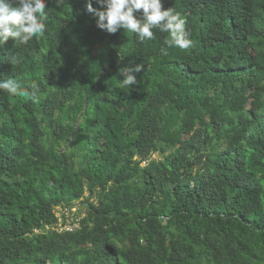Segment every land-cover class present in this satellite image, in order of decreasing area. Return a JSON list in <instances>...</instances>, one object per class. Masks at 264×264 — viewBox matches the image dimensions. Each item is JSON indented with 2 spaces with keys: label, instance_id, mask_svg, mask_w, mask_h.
<instances>
[{
  "label": "trees",
  "instance_id": "trees-1",
  "mask_svg": "<svg viewBox=\"0 0 264 264\" xmlns=\"http://www.w3.org/2000/svg\"><path fill=\"white\" fill-rule=\"evenodd\" d=\"M45 3L43 36L0 46V78L39 85L0 90V264H264V0H162L188 49Z\"/></svg>",
  "mask_w": 264,
  "mask_h": 264
},
{
  "label": "clouds",
  "instance_id": "clouds-1",
  "mask_svg": "<svg viewBox=\"0 0 264 264\" xmlns=\"http://www.w3.org/2000/svg\"><path fill=\"white\" fill-rule=\"evenodd\" d=\"M96 3L101 7H93L92 0H85V10L95 17V24L100 30L115 34L123 29L134 33L143 43L155 38L156 29L168 34L164 41L168 47L188 49L192 46L186 20L173 8H163L162 0H96ZM135 12L141 13L139 19L134 16ZM48 15L45 0H0V46L9 38H12L15 46H21L27 45L37 36H43ZM7 60L11 66L20 63L14 52L8 55ZM142 70L141 63L118 69L122 85L129 89L138 84L134 73ZM0 90L12 96L39 102V85L35 82L25 86L11 77L0 78Z\"/></svg>",
  "mask_w": 264,
  "mask_h": 264
},
{
  "label": "rangeland",
  "instance_id": "rangeland-1",
  "mask_svg": "<svg viewBox=\"0 0 264 264\" xmlns=\"http://www.w3.org/2000/svg\"><path fill=\"white\" fill-rule=\"evenodd\" d=\"M159 156L156 153H152L148 160L150 159H158ZM145 162H141V165H143ZM86 211V207L83 203L78 202L74 206L70 207V209L62 208V207H55L54 208V214L55 216H58L59 218L56 221L55 228L57 230L64 229L69 224H75L76 219L82 216L84 212ZM72 216V217H71Z\"/></svg>",
  "mask_w": 264,
  "mask_h": 264
},
{
  "label": "built area",
  "instance_id": "built-area-1",
  "mask_svg": "<svg viewBox=\"0 0 264 264\" xmlns=\"http://www.w3.org/2000/svg\"><path fill=\"white\" fill-rule=\"evenodd\" d=\"M66 209H70V208H66ZM72 217V216H71ZM59 217L58 216H56V221H57V219H58ZM81 218V217H80ZM80 218L78 217L77 219H76V221H75V224H69V225H67L64 229H59V230H57L56 228V230L57 231H65V232H67V231H73L74 229H76L77 227H78V225H79V221H80ZM56 224V223H55ZM54 227H55V225H54Z\"/></svg>",
  "mask_w": 264,
  "mask_h": 264
}]
</instances>
